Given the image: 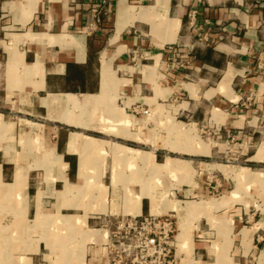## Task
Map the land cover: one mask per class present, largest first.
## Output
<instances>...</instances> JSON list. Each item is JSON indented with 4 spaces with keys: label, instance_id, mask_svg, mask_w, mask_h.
Listing matches in <instances>:
<instances>
[{
    "label": "crops",
    "instance_id": "obj_1",
    "mask_svg": "<svg viewBox=\"0 0 264 264\" xmlns=\"http://www.w3.org/2000/svg\"><path fill=\"white\" fill-rule=\"evenodd\" d=\"M166 214L176 264H264V0H0V264Z\"/></svg>",
    "mask_w": 264,
    "mask_h": 264
},
{
    "label": "built area",
    "instance_id": "obj_2",
    "mask_svg": "<svg viewBox=\"0 0 264 264\" xmlns=\"http://www.w3.org/2000/svg\"><path fill=\"white\" fill-rule=\"evenodd\" d=\"M195 21L196 11L191 10L188 13V26L193 27ZM96 22L99 23L100 19ZM168 50L175 60L174 51ZM174 64L179 68L184 67L181 62ZM103 225L111 228L106 244L108 264H176V223L172 215L121 217Z\"/></svg>",
    "mask_w": 264,
    "mask_h": 264
},
{
    "label": "rangeland",
    "instance_id": "obj_3",
    "mask_svg": "<svg viewBox=\"0 0 264 264\" xmlns=\"http://www.w3.org/2000/svg\"><path fill=\"white\" fill-rule=\"evenodd\" d=\"M227 147H228V145H227ZM169 164H171V165H169L166 169H164L163 172H165V173H169V172L170 173H174V172H177V171H181L182 170L181 168L180 169H176V167H174L175 165H177L179 167V164H177L176 162L175 163L174 162L173 163H169ZM172 165H174V166H172ZM210 192H211V195L212 196H215L216 198L218 197L219 191H218V189H217L216 186H213V188L210 189ZM145 193H147V192H144L143 195H142V197L145 195ZM11 219L12 218H9V217H5L4 219H1L0 225H2V226H5V225L6 226H10ZM17 221H15V222H17ZM55 260L56 259H54L53 261L55 262ZM53 261H52V263H49V264H54ZM60 264H63V263H60Z\"/></svg>",
    "mask_w": 264,
    "mask_h": 264
},
{
    "label": "bare ground",
    "instance_id": "obj_4",
    "mask_svg": "<svg viewBox=\"0 0 264 264\" xmlns=\"http://www.w3.org/2000/svg\"><path fill=\"white\" fill-rule=\"evenodd\" d=\"M175 167L176 168H178V166L177 165H175ZM166 168V166L164 165L163 167H162V171L164 170ZM145 197H148L146 194H145ZM71 260V259H70ZM73 260H75L76 261V259H73ZM64 261V260H63ZM72 263V262H71ZM74 264V263H73Z\"/></svg>",
    "mask_w": 264,
    "mask_h": 264
}]
</instances>
